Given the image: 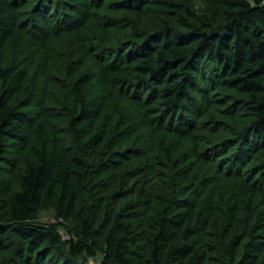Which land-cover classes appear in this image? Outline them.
I'll return each mask as SVG.
<instances>
[{
	"label": "trees",
	"instance_id": "obj_1",
	"mask_svg": "<svg viewBox=\"0 0 264 264\" xmlns=\"http://www.w3.org/2000/svg\"><path fill=\"white\" fill-rule=\"evenodd\" d=\"M208 1L215 11L213 21L186 23V31L134 33L118 42L116 37L124 35L119 24L98 19L96 13H128L141 22L147 16V0H0V81L10 78L3 50L25 9L32 48L48 43L54 33L72 36L74 89L81 105L72 125L76 132L86 131L82 141L92 136V155L104 143L107 127L97 125L115 93L146 108L160 129L190 143V155H184L187 166L177 171L183 194L172 198L173 205L159 217L158 229L145 245L131 236L133 222L123 217L107 232L100 231L95 227L97 217L90 216L87 207H78L89 165L74 138L65 148L54 143L40 153L21 174L18 192L1 178L2 164L13 162L6 139L18 140L16 148H27L24 132L34 125L19 111L31 91L25 86L28 70L18 71L10 78L9 89L0 92V264H63L55 251L62 243L60 234L54 226L40 223L44 207L53 209L57 220L75 223L71 259L94 257L99 250L101 264H208L211 252L205 240L216 209L212 197L203 195L207 184L201 192L191 186L195 192L191 196L186 190L198 182L192 178L193 158L203 157L204 119L213 123L218 111L228 120L239 119L233 95L249 106L241 149L248 154L264 151V0ZM219 19L223 22L217 25ZM92 21L112 48L99 50L88 43L85 32ZM94 81L105 93L100 101L89 103L84 90ZM44 131L42 122L36 131L42 143ZM211 133L218 137L220 131ZM239 193L254 229L240 256L242 242L234 234L241 205L235 200L225 224L227 256L230 264H264V173L256 181L241 177Z\"/></svg>",
	"mask_w": 264,
	"mask_h": 264
},
{
	"label": "rangeland",
	"instance_id": "obj_2",
	"mask_svg": "<svg viewBox=\"0 0 264 264\" xmlns=\"http://www.w3.org/2000/svg\"><path fill=\"white\" fill-rule=\"evenodd\" d=\"M145 10L147 16L141 22L136 15L128 13H96V18L115 20L124 34L116 37L115 40L120 42L134 33L153 34L168 28L186 31V23L213 21L215 16L208 0H147ZM23 12L16 32L3 50V64L9 69L10 78L20 70H28L25 86L31 95L19 111L34 125L24 132L27 148H16L13 144L18 140L6 139L13 162L2 164L1 178L11 183L13 193L18 192L21 174L26 173L40 153L49 150L54 143L65 148L70 138H74L79 154L89 165L78 207H87L90 216L97 217L95 227L100 231L107 232L120 217L132 221L131 236L145 245L146 238L155 235L159 217L173 205V199L177 200L183 194L177 171L187 166L184 165V155H190V143L180 142L160 129L146 108L115 93L111 103L104 107L97 125L99 129L107 127L104 143L92 155L89 144L92 136L82 141L80 137L86 131L76 132L72 125L81 106L74 89L77 75L73 69L72 36L54 33L48 43L32 48L29 27L25 24L29 10ZM222 22L219 19L216 24ZM85 37L96 49L113 47L102 41L93 21L88 25ZM10 78L0 81V92L9 89ZM104 93L95 81L84 90L89 103L100 101ZM235 104L240 112L237 123L226 119L219 111L214 114L216 121L213 123L211 119H204L201 133L205 140L203 157L200 161L193 158L196 167L192 174V178L196 176L202 185L194 180L186 190L191 196L195 193L190 191L191 186L201 192V186L207 184L203 195L212 197L216 209L205 240L211 252L208 264H230L227 256L230 240L224 233L235 200L239 201L241 211L234 238L241 240L240 256L243 255L251 240L254 223L249 220L246 202L239 193L240 178L256 181L264 173V151L248 154L241 149L250 116L248 102L233 95L232 105ZM42 122L45 124V143L36 133ZM212 130L220 131L218 137L211 135ZM40 223L54 226L60 234L62 243L55 251L58 257L62 256L63 264H101L102 252L99 250L94 257L83 255L71 259L69 256L74 222L57 220L54 210L44 207Z\"/></svg>",
	"mask_w": 264,
	"mask_h": 264
}]
</instances>
